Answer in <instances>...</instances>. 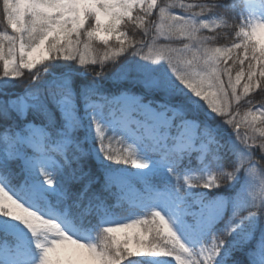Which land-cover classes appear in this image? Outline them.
<instances>
[{"label": "snow or ice", "instance_id": "obj_1", "mask_svg": "<svg viewBox=\"0 0 264 264\" xmlns=\"http://www.w3.org/2000/svg\"><path fill=\"white\" fill-rule=\"evenodd\" d=\"M0 17V264H264V0Z\"/></svg>", "mask_w": 264, "mask_h": 264}, {"label": "trees", "instance_id": "obj_2", "mask_svg": "<svg viewBox=\"0 0 264 264\" xmlns=\"http://www.w3.org/2000/svg\"><path fill=\"white\" fill-rule=\"evenodd\" d=\"M158 2H159V0H158ZM186 2H187V0H186ZM5 27H6L5 23H4L3 19H2V17H0V31H3ZM9 31H10V30H9ZM128 31H129V33H135V35H136L137 38H139V36L141 35L140 30L134 28V27L131 26V25L129 26ZM161 42H162V41H161ZM217 46H219V45H217ZM146 51H147V50L145 49V52H146ZM100 54L103 55V52L101 51ZM78 66H79V65H78ZM106 66H107V65H106ZM0 74H2V65H0ZM254 99H255L258 103H264V93H257V94L254 96ZM241 103L243 104L244 101L242 100ZM246 111H247V107L243 108V109L241 110V113L243 114V113H245ZM241 131H243V128L241 129ZM256 135H257V137H258L259 133L257 132ZM257 142H259V141H257ZM132 258L135 259L136 257H132Z\"/></svg>", "mask_w": 264, "mask_h": 264}, {"label": "rangeland", "instance_id": "obj_3", "mask_svg": "<svg viewBox=\"0 0 264 264\" xmlns=\"http://www.w3.org/2000/svg\"><path fill=\"white\" fill-rule=\"evenodd\" d=\"M147 52V51H146ZM146 52H145V54H146ZM113 147L115 148V147H117L116 145H113ZM121 236L123 235V234H120Z\"/></svg>", "mask_w": 264, "mask_h": 264}]
</instances>
